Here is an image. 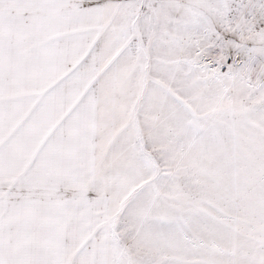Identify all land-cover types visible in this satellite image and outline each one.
Listing matches in <instances>:
<instances>
[{
	"label": "snow or ice",
	"instance_id": "obj_1",
	"mask_svg": "<svg viewBox=\"0 0 264 264\" xmlns=\"http://www.w3.org/2000/svg\"><path fill=\"white\" fill-rule=\"evenodd\" d=\"M0 264H264V0H0Z\"/></svg>",
	"mask_w": 264,
	"mask_h": 264
}]
</instances>
